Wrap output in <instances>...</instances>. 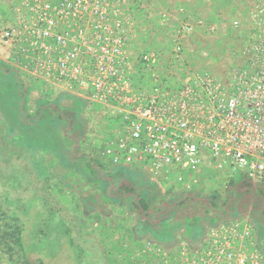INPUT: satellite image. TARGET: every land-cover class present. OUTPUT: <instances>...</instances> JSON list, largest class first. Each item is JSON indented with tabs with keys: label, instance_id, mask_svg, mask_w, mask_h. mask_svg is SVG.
<instances>
[{
	"label": "built area",
	"instance_id": "2783aa9c",
	"mask_svg": "<svg viewBox=\"0 0 264 264\" xmlns=\"http://www.w3.org/2000/svg\"><path fill=\"white\" fill-rule=\"evenodd\" d=\"M158 23L173 64L199 29L217 35L183 8L160 13ZM230 25L244 34L221 75L169 78L158 52L136 50L132 0H17L0 31V63L44 92L109 112L118 128L102 155L114 166L140 167L151 178L171 173L179 183L203 168L233 169L264 191V0ZM124 264H264V254L248 219L219 214L197 249L148 243Z\"/></svg>",
	"mask_w": 264,
	"mask_h": 264
},
{
	"label": "rangeland",
	"instance_id": "374dc122",
	"mask_svg": "<svg viewBox=\"0 0 264 264\" xmlns=\"http://www.w3.org/2000/svg\"><path fill=\"white\" fill-rule=\"evenodd\" d=\"M253 1L135 0L136 50L158 52L162 60L160 70L169 78L197 70L221 75L244 34L242 30L233 32L230 24L234 20L243 22ZM16 2L0 0V31L8 24L10 10ZM178 8L214 24L217 35L199 29L187 40L181 62L173 64L166 30L159 26L158 17L162 12L173 13ZM60 94L63 93L57 90L44 92L38 82L19 77L8 66L0 65V231L11 225L8 217L17 219L23 228L20 250L10 244L13 250L7 252L3 248L5 244L0 245V264H115L114 255H122L124 258L118 264H123L128 255L145 249L148 243L171 252L179 250L182 243L197 249L204 240L190 243L182 238L183 233L177 234L175 241L162 243L150 235L137 236L135 230L142 215L129 212L120 204L111 208L103 206L110 202L101 196L102 189L115 195L126 193L131 186L128 180L114 183L111 180L110 192L99 176L109 177L124 170L102 155L106 142L116 133L118 122L109 112L82 100L83 104L77 98L69 109L57 103L52 108L46 101H54ZM72 152L80 157L74 158ZM124 171L146 173L140 167ZM197 174L194 180L187 178L183 183L171 173L157 179L139 177L140 188L134 189L155 196L159 208L174 211L179 206L175 219L195 214L216 219L222 212L230 219L246 218L254 227L260 247L264 239V191L250 187L248 180L233 169L203 168ZM185 185L190 186L188 191ZM91 193L93 198L89 197ZM89 203L99 208L89 211L86 207L87 212L84 206ZM161 215L157 217L161 219ZM125 221L132 226L131 240L111 241L107 232L122 231L123 224H128ZM194 228L190 229L195 235L203 236V232ZM161 235L156 234L159 238ZM261 251L264 254L262 248Z\"/></svg>",
	"mask_w": 264,
	"mask_h": 264
},
{
	"label": "trees",
	"instance_id": "16d2710c",
	"mask_svg": "<svg viewBox=\"0 0 264 264\" xmlns=\"http://www.w3.org/2000/svg\"><path fill=\"white\" fill-rule=\"evenodd\" d=\"M132 2L134 4L135 0H132ZM238 34L239 33H237V35ZM1 64L2 63H0V65ZM62 95L63 96L58 98L59 100L55 99L54 101H50V102L46 101V102L49 103L52 108H55L54 103H57L61 108H67V109H69L71 106H74L72 104L74 102L75 97L70 96V95H66V94H62ZM77 99H79L84 104V102L80 98H77ZM40 100H42V99H40ZM40 100L38 102H40ZM38 102H37V105L39 104ZM38 107L39 106H37L36 108L38 109ZM21 118H22V116H21ZM21 124L23 125V122H21ZM74 148H75V145L71 149H74ZM72 153L74 154V158L77 159L78 157H80L79 155H77V157H75L76 154L74 152H72ZM93 168L96 171L98 170L97 168H95L94 164H93ZM131 192H132V196H133L132 198L133 199H132V202H130V204H131V211L130 212H134V211L138 212L139 215H142L143 219L145 220L144 221L143 219H140L138 221V224H137V227L135 230L136 235L137 236L150 235L158 243L166 242L168 239L173 238L174 232H176V229L182 230L183 234H185L187 236L193 230V229H190L192 227H195L196 230L202 232L203 228H204V222L207 224V223H209L208 222L209 220L213 219L210 217H204L203 215L199 216L197 214L189 215V216L184 215L181 217L179 216L177 219H175V211H173L172 209H167L166 207H163V206L161 208H159L158 207L159 203L157 202V199L155 198V196L153 197L152 195H149L145 192L140 194L138 192H135L134 190H132ZM212 198H215V196ZM135 199H136V201H135ZM6 203L11 204L10 202H6ZM205 204H206V202H204L203 205H205ZM180 205H183V201L182 202L180 201ZM211 206H214V205H211ZM163 210H164V213L161 215V219H160V217H157V214L162 213ZM152 214H153V216H152ZM222 215H225V212H222ZM7 221L8 222L10 221L11 225L6 226V229L3 232L0 231V245L5 244V247H3V248H4V251H7V252H12V250H13V248L10 246V244L15 245L20 250V248H21V234L23 233L22 225H20L19 222L17 221V219H15V218L8 217ZM12 223H13V225H12ZM17 225H19V226H17ZM0 230H1V227H0ZM158 233H162V235L160 236L161 238H159V236H156V234H158ZM25 264H27V263H25Z\"/></svg>",
	"mask_w": 264,
	"mask_h": 264
},
{
	"label": "crops",
	"instance_id": "0c3cea01",
	"mask_svg": "<svg viewBox=\"0 0 264 264\" xmlns=\"http://www.w3.org/2000/svg\"><path fill=\"white\" fill-rule=\"evenodd\" d=\"M61 96H63L62 94H60L59 95V97H61ZM58 97V98H59ZM122 169H124L125 170V168L124 167H122ZM124 170H118V171H116L115 173H113V175L112 176H109V177H105L103 174L102 175H99V176H101V178L103 179V181L105 182V184H106V186H108V189H109V191L110 192H112L111 191V189H112V184L110 183V181L112 180V183H114L115 181H119V180H128L131 184V186L129 187V192L127 191L126 193H124V194H115V195H111L110 193H108L107 194V189L106 188H104V189H102V192H101V196L103 195L105 198H106V200L107 201H105V202H110L109 203V205H107V204H104L103 206L104 207H106V208H111V207H116L117 205H119L120 204V206H126L125 208H126V210L127 211H131V205H129V203H130V201H131V199H132V190H134L135 191V186H137L138 188H140L139 187V180H141V179H139V177L140 178H151L147 173H140V172H137V171H124ZM146 174V175H145ZM198 175V174H197ZM152 179H157V178H152ZM94 191H95V189H93ZM95 192H99V191H95ZM135 192H137V190L135 191ZM138 193H144V191L143 190H140V189H138ZM93 193H91V195L90 194H88V195H90L89 197H94L93 195H92ZM98 197H99V195L98 194H96ZM121 197H124V198H121ZM85 199L87 198V195H85V197H84ZM85 199L83 200V202L84 203H86V201H85ZM94 199H92V201H93ZM86 207L89 209V211H94V207L95 208H99V206H96L95 205V203H93V204H85V206H84V209H86ZM177 210H179V206L178 207H175V209H174V211H175V215H176V213H177ZM86 211H87V209H86ZM88 212V211H87ZM164 213V210H163V212L161 213V214H163ZM233 216H235V215H233ZM210 221H213V223L211 224V225H208V224H206L205 222H204V228H203V236H198L197 234L195 235V232H194V230H192L189 234H188V236L187 235H185V234H182L183 233V231L182 230H180V229H176V232H174V237L173 238H171V239H168L167 240V242L168 241H170V242H172V241H175L176 240V238H177V234H179V235H181L182 234V238H184L186 241H188V242H190V243H192V242H194L195 244L197 243H199V242H201V240L203 241L204 239H205V237H206V234H207V231L209 230V228L210 227H212L214 224H216V219L215 218H213V219H211ZM125 222H127L128 223V221H125ZM132 226H130V224L128 223L127 225H125V224H123V229H122V231H120V232H115L114 230H112L110 233L109 232H107L109 235H110V237L109 238H111V241H116V240H120L121 238H124L125 240H127V241H129V240H131V228ZM120 228V227H119ZM198 232V231H197ZM196 232V233H197ZM103 234V233H102ZM199 235H202V234H199ZM205 236V237H204ZM256 239L257 240H259L258 239V237H256ZM259 242V241H258ZM193 243V244H194ZM260 247L262 248V250L264 251V239H261V241H260ZM125 256V255H124ZM113 257H115V258H113L114 259V263L116 264H118V263H120V261H121V258H124V257H122V255H114ZM123 264H124V262H123Z\"/></svg>",
	"mask_w": 264,
	"mask_h": 264
}]
</instances>
